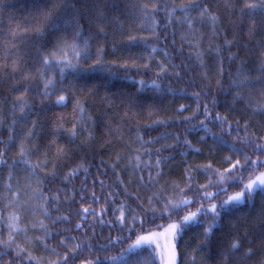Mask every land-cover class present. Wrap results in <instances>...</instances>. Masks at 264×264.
I'll return each mask as SVG.
<instances>
[{
	"label": "trees",
	"instance_id": "16d2710c",
	"mask_svg": "<svg viewBox=\"0 0 264 264\" xmlns=\"http://www.w3.org/2000/svg\"><path fill=\"white\" fill-rule=\"evenodd\" d=\"M244 3L0 0V264H264L259 189L207 237L210 212L170 230L264 172V7Z\"/></svg>",
	"mask_w": 264,
	"mask_h": 264
},
{
	"label": "snow or ice",
	"instance_id": "6c2138e0",
	"mask_svg": "<svg viewBox=\"0 0 264 264\" xmlns=\"http://www.w3.org/2000/svg\"><path fill=\"white\" fill-rule=\"evenodd\" d=\"M143 7L145 9L149 8V6L147 4H144ZM179 7L181 8L182 11H185V12H187L189 10H192V9H196V8L199 7L198 0H189V5H181ZM259 7H264V0H262L261 4H256V3L250 2V0H245L244 8L249 10V14L255 12L256 9L259 8ZM151 10L152 11H156L157 10V7H156L155 4L151 5ZM206 11L207 10L205 9V10L200 12V16L202 18L205 16V12ZM242 11H243V9H242ZM144 15L147 16V12H145ZM169 15H171V12L169 13ZM209 19H211L212 21H215L216 17L215 16H210ZM191 23H192V21L189 20V24H191ZM102 30L103 29H101V31ZM79 34H80L79 32L76 33V35H79ZM129 39H130V41L131 40H135V37H130ZM70 47L73 49V54L77 58V60H79L80 58H83V59L87 60L86 43H85V49L83 51H77V45L76 44H72V45H70ZM153 51H155V49H153ZM65 55H66V53H65ZM54 58L55 57L53 56V59ZM57 62L59 63L60 61H57ZM43 63L45 65H48V64L51 63V59L46 57V58H44ZM96 63L100 64L101 61L99 59H97ZM64 64H65V67H67V68H75V66H76L75 64H72L71 62H69L67 60H64ZM144 67H147V65H144ZM61 71L63 72L64 69L62 68ZM51 83H52L51 80H49L48 84L50 85ZM141 83H143V82H141ZM153 84H155V81H153ZM46 87H47V85H46ZM64 101H65V97L64 96H59L57 101H56V103L61 104ZM181 107H183V106H181ZM20 112H21V114H23V112H24V107L23 106H21ZM218 119H219V117H218ZM203 123L204 122L201 121L202 125H203ZM12 139L13 138L10 136L9 137V141L11 142ZM258 147H262V146H258ZM21 154H23V149H21ZM3 156H4V150L0 149V164H4L5 163V161L3 159ZM22 163L28 164V161L24 160V161H22ZM239 163L240 162L237 161L236 164L233 165V168L237 167L239 165ZM251 163H252V165H257L260 162L254 160V161H251ZM228 171H231V170H228ZM9 187H10V185H9ZM258 189L260 191L264 192V172H261L254 179H251L247 184H245L243 186V188L239 192L235 193L234 195L228 196L227 199H225L219 205L212 204L211 208H209L207 210H205L203 208V206H201L200 208H197L196 211L189 212L187 215H185L180 222L173 223L172 225H170V230H171V234H172L173 238L178 236L180 234V231L184 227H186L187 225L194 224V223H199L198 216L200 214H202V213L203 214H207V212H210L211 213L212 223L207 228H205V236L207 237L212 232V229L215 226L217 219L220 217L221 210L227 212V211L230 210L231 207H234L236 205H239V204L243 203L246 199L247 200L252 199L253 194L256 193ZM212 196H213L212 193H206V198H211ZM189 203H191L190 200H183V201H181L178 204H173V205H171L170 211L178 210L182 206H187ZM85 212H87V209H85ZM11 219H12L13 223L10 225V227H12L13 231H16L17 228H16V225H15V221L18 219V217H12ZM41 227H43V225H41ZM77 227H79V225H77ZM147 239H148L147 237H140V239L137 240L136 245H134L133 247L140 246L141 243L143 241H146ZM60 243L63 244L64 241L61 240ZM239 247H240L239 242L238 241H233V243L231 244V251L235 252V251H237L239 249ZM78 249H80V245L79 244L75 245V247L73 249H71L70 251L76 252ZM21 251H24V250L21 249ZM250 254H251V251L249 250V252L246 253V255H250ZM17 255H19V253H17ZM62 259L65 262H67L69 257H68V255H65ZM110 259H115V258H110ZM86 264H100V262H99V259L97 258V260H95V261H93V260L87 261ZM172 264H174V253H173Z\"/></svg>",
	"mask_w": 264,
	"mask_h": 264
},
{
	"label": "rangeland",
	"instance_id": "374dc122",
	"mask_svg": "<svg viewBox=\"0 0 264 264\" xmlns=\"http://www.w3.org/2000/svg\"><path fill=\"white\" fill-rule=\"evenodd\" d=\"M259 174H260V173H259ZM259 174H258V175H259ZM258 175H256V176H258ZM256 176H255V177H256ZM255 177H254V178H255ZM254 178H252V179H254ZM249 181H250V180H249ZM249 181H248V182H249ZM237 192H239V191H237ZM237 192H235V193H237ZM235 193H233V194H231V195H234ZM229 196H230V195H229ZM9 232H10V229L8 228L7 233H9ZM173 253H174V252H173ZM172 260H173V258H171L167 264H172ZM175 262H176V256H174V264H175Z\"/></svg>",
	"mask_w": 264,
	"mask_h": 264
}]
</instances>
